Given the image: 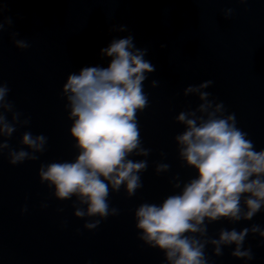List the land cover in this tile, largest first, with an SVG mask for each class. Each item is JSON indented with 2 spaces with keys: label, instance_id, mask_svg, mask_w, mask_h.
<instances>
[{
  "label": "clouds",
  "instance_id": "9594fccd",
  "mask_svg": "<svg viewBox=\"0 0 264 264\" xmlns=\"http://www.w3.org/2000/svg\"><path fill=\"white\" fill-rule=\"evenodd\" d=\"M12 23L10 16L4 17L0 30ZM15 44L20 48L29 47L24 40H15ZM146 51L135 47L131 35L113 39L109 46L101 49L111 58L107 67H82L78 74L69 73L63 84L71 108L70 133L80 151L73 161L41 165L39 176L41 183L54 186L57 198L70 199L75 195L81 204L87 205L86 209L76 208L77 217L107 218L109 184L113 190L125 184L129 195L141 186L138 173L146 167V162H134L127 157L138 148L147 154L146 149L140 148L136 119L137 111L148 104L142 82L146 73L155 71V66L144 58ZM152 83L155 85L157 81ZM212 83L210 79L185 89L186 93L198 92L204 101L199 105L201 115L181 112L177 116L187 125L176 137L181 145L180 154L197 169L198 175L186 183L179 194L167 196L159 205L143 203L135 212L136 227L142 230V239L164 250L170 264H207L203 253L207 241L202 243L186 234H204L206 217L209 220L221 217L234 221L251 219L264 205V149L255 150L248 134L236 126L234 113L219 115L224 110L223 103L213 106L208 99L210 93L201 91ZM9 92L7 81L0 83V109H3L0 111V134L5 136L15 130L5 112H12L14 120L19 116L13 111ZM46 141L45 135L34 136L29 131L22 138L23 144L40 152ZM4 148H8L7 141L0 143V150ZM9 157L13 165L37 159L34 153L23 148L9 149ZM166 168L167 164L158 165V170ZM245 193L248 194L243 197L246 211L241 206ZM21 211L26 212L27 206ZM111 211L115 213L117 209ZM100 223V219L86 221L84 227L91 230ZM251 231L264 237V229L259 225H253ZM248 232L247 227L240 231L221 230L219 239H212L211 243L216 245L217 254H221V245L234 243L232 254L251 260L254 258L251 249L243 247Z\"/></svg>",
  "mask_w": 264,
  "mask_h": 264
},
{
  "label": "water",
  "instance_id": "95a60500",
  "mask_svg": "<svg viewBox=\"0 0 264 264\" xmlns=\"http://www.w3.org/2000/svg\"><path fill=\"white\" fill-rule=\"evenodd\" d=\"M12 4H13V0H0V21H2L4 17H8L11 15ZM8 28L9 25L6 24L5 30H0V83H1Z\"/></svg>",
  "mask_w": 264,
  "mask_h": 264
}]
</instances>
